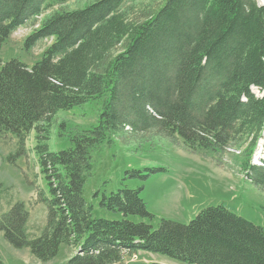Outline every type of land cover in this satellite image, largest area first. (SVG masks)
I'll use <instances>...</instances> for the list:
<instances>
[{
	"label": "trees",
	"instance_id": "trees-1",
	"mask_svg": "<svg viewBox=\"0 0 264 264\" xmlns=\"http://www.w3.org/2000/svg\"><path fill=\"white\" fill-rule=\"evenodd\" d=\"M48 1L0 0V51L12 33L43 14ZM126 1L96 0L54 13L25 41L29 51L54 40L32 67L0 60V138L15 136L23 154L28 135L36 132L35 152L49 189L48 197L38 196L47 208L39 238L28 235L30 214L22 202L1 217L0 232L42 263L65 245L74 251L67 264H147L126 261L139 253L180 264H264V228L223 206L204 209L187 225L161 220L155 229L129 220H155L140 190L103 195L100 208L120 213L119 221L96 218L84 199L92 152L125 131L154 130L181 139L193 152H221L246 139L243 172L264 189V162L251 163L253 149L264 141V5L166 0L153 15L132 20L123 11ZM96 100L102 101L97 126L75 134L71 148L51 152L58 113ZM140 174L131 176L146 178Z\"/></svg>",
	"mask_w": 264,
	"mask_h": 264
},
{
	"label": "rangeland",
	"instance_id": "rangeland-1",
	"mask_svg": "<svg viewBox=\"0 0 264 264\" xmlns=\"http://www.w3.org/2000/svg\"><path fill=\"white\" fill-rule=\"evenodd\" d=\"M96 0H49L43 14L16 30L0 51L3 64L18 60L30 67L41 61L53 39L40 41L29 51L26 39L56 12L83 9ZM264 5V0H257ZM166 0H127L123 11L130 19L141 20L163 7ZM256 96L261 97L257 89ZM102 112V101H91L71 111H62L54 118L48 143L51 152L72 147V138L79 131L97 126ZM64 125V128L62 126ZM36 132L32 131L21 154L18 139L12 134L0 138V219L11 206L24 203L30 214L28 235L39 238L47 224V208L39 203L40 192L48 197L49 189L41 172L35 152ZM249 141L238 140L221 152L190 151L181 139L170 140L151 130L135 134L126 131L112 138L92 152V172L85 188L84 199L94 207V216L109 221H119L120 213L100 208L103 195L110 196L120 189L140 190V197L154 221L130 217L134 223L151 224L158 228L161 220L189 224L204 209L223 206L230 212L264 228V189L246 179L243 166L247 161ZM249 152V151H248ZM251 163L262 166L264 141L252 151ZM163 169L162 172L158 170ZM141 172L132 177V172ZM99 194V197H95ZM0 255L4 264H67L74 255L73 249L62 246L58 256L42 263L29 249H15L0 232ZM130 263L180 264L168 257L139 253L126 259Z\"/></svg>",
	"mask_w": 264,
	"mask_h": 264
},
{
	"label": "bare ground",
	"instance_id": "bare-ground-1",
	"mask_svg": "<svg viewBox=\"0 0 264 264\" xmlns=\"http://www.w3.org/2000/svg\"><path fill=\"white\" fill-rule=\"evenodd\" d=\"M126 132V131H125Z\"/></svg>",
	"mask_w": 264,
	"mask_h": 264
}]
</instances>
